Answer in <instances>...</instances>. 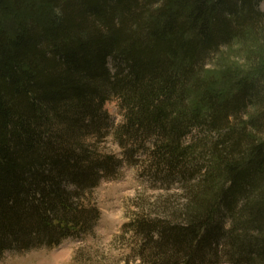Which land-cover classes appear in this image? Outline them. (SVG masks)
I'll list each match as a JSON object with an SVG mask.
<instances>
[{
  "label": "trees",
  "instance_id": "1",
  "mask_svg": "<svg viewBox=\"0 0 264 264\" xmlns=\"http://www.w3.org/2000/svg\"><path fill=\"white\" fill-rule=\"evenodd\" d=\"M263 1L0 0V256L93 231L122 163L98 148L111 133L183 189L136 202L142 264H264ZM236 40L257 68L208 70Z\"/></svg>",
  "mask_w": 264,
  "mask_h": 264
},
{
  "label": "rangeland",
  "instance_id": "2",
  "mask_svg": "<svg viewBox=\"0 0 264 264\" xmlns=\"http://www.w3.org/2000/svg\"><path fill=\"white\" fill-rule=\"evenodd\" d=\"M260 7L264 11V1ZM4 15L11 14L0 11V22L4 20L7 26H13V17ZM253 45L252 41L236 40L232 45L223 47L206 68L217 73L232 70L239 74L255 70L260 61L250 55ZM251 106L249 108L252 109ZM103 108L107 124L112 122L116 126L124 121V110L117 98L108 100ZM97 144L101 152L114 153L122 159V163L112 175L103 176L93 190L92 204L100 211L93 231L69 237L53 248L8 250L0 256V264H142L138 253L133 250L136 243L133 234L125 232L124 225L132 220L133 212L138 209L136 202L150 204L160 196L180 195L183 192L181 183L178 180L167 183L148 175L143 162L145 153L136 154L135 157L141 159L138 164H129L111 133L98 140Z\"/></svg>",
  "mask_w": 264,
  "mask_h": 264
}]
</instances>
